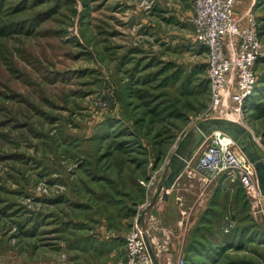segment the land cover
Instances as JSON below:
<instances>
[{
    "label": "rangeland",
    "instance_id": "1",
    "mask_svg": "<svg viewBox=\"0 0 264 264\" xmlns=\"http://www.w3.org/2000/svg\"><path fill=\"white\" fill-rule=\"evenodd\" d=\"M192 4L0 0V264L115 263L149 199L146 224L161 226L163 238L170 231L178 249L154 253L157 264H186L198 228L234 242L211 264H264V196L238 181L204 187L185 176L168 203L157 181L141 183L154 173L166 179L193 128L217 114ZM236 13L254 16L264 40V0H237ZM256 70L262 94L248 100L243 121L264 150V60ZM109 120L120 124L96 138ZM107 229L117 236L113 256L98 246ZM86 234L92 244L81 248Z\"/></svg>",
    "mask_w": 264,
    "mask_h": 264
},
{
    "label": "built area",
    "instance_id": "2",
    "mask_svg": "<svg viewBox=\"0 0 264 264\" xmlns=\"http://www.w3.org/2000/svg\"><path fill=\"white\" fill-rule=\"evenodd\" d=\"M236 3L237 0H194V38L208 50L210 104L212 111L217 113L203 121L225 118L244 125L248 100L258 87L256 64L264 58V40L257 19L250 13L246 18L237 15ZM236 144L222 131L211 133L196 152L202 150L198 160L193 162V156L181 176L197 178L204 187L220 179L238 181L251 197H260L256 169L246 156L235 151ZM170 173L171 168L166 179H163L164 174L158 177L154 173L141 183L151 188L157 181L159 185L155 188L164 198L177 182L167 186ZM150 204L149 199L138 209L133 227L125 236V256L113 264H157L150 245L154 238L153 227L146 224L143 216ZM180 264H184L183 258Z\"/></svg>",
    "mask_w": 264,
    "mask_h": 264
},
{
    "label": "water",
    "instance_id": "3",
    "mask_svg": "<svg viewBox=\"0 0 264 264\" xmlns=\"http://www.w3.org/2000/svg\"><path fill=\"white\" fill-rule=\"evenodd\" d=\"M215 131H222L233 138L244 152L247 159L253 163L258 178L261 194L264 196V150L255 141L254 136L247 126L225 118L207 119L193 128L189 150L184 153L178 151L174 154L177 166L171 171L166 180L168 187L174 185L188 165V161L195 155L207 136ZM168 195L166 194V198Z\"/></svg>",
    "mask_w": 264,
    "mask_h": 264
},
{
    "label": "trees",
    "instance_id": "4",
    "mask_svg": "<svg viewBox=\"0 0 264 264\" xmlns=\"http://www.w3.org/2000/svg\"><path fill=\"white\" fill-rule=\"evenodd\" d=\"M261 32V29H260ZM264 59H261L259 62L263 61ZM259 62L256 64V66L259 64ZM206 83H208V89H209V80L206 78ZM261 82V80H258V84ZM260 90L258 88V93L257 95L255 94L252 98L254 99L256 96L260 95ZM262 94V93H261ZM250 103V100H249ZM110 122V123H109ZM107 125H105L104 129L101 130L100 132L96 133V138H103V137H108L111 136L113 130H115L116 126L120 124V122H116V125L113 126L111 123L112 121L109 120ZM123 132L122 130L119 131V133ZM120 148L123 147L122 144L119 145ZM103 179V178H101ZM107 179V177H106ZM202 228H198L196 231L198 232L199 236H196V238H193L191 240V243L187 245L186 247V264H211L210 262L212 259L215 257L216 254L219 252L225 251L228 245L233 242L231 241L230 236L223 235V231L215 230V229H207L203 228V230H200ZM214 230V231H213ZM233 236V235H232ZM234 243V242H233ZM222 253V252H221ZM200 256V257H198ZM202 257V258H201ZM217 260V259H216ZM212 261V262H215Z\"/></svg>",
    "mask_w": 264,
    "mask_h": 264
},
{
    "label": "crops",
    "instance_id": "5",
    "mask_svg": "<svg viewBox=\"0 0 264 264\" xmlns=\"http://www.w3.org/2000/svg\"><path fill=\"white\" fill-rule=\"evenodd\" d=\"M177 14L179 16L181 15L179 13H177ZM187 14L191 16L190 20L192 21V17L194 15L193 4H192V8L189 11H187ZM176 166H177V162H176V164H175L174 167H176ZM185 176H187V175L184 174V175H182L177 180V182L175 183V186L176 187L177 186H180V185H185V184H182L181 183L182 181H184L183 179H185ZM189 179H190L189 181H191V178L190 177H189ZM191 186H193V185L188 183V185H186V189L193 190V188ZM167 199H165L166 202L168 201ZM168 203H169V201H168ZM161 231H162L161 226H160V228H157L156 231H154V238L152 239V242L150 244L151 245V250H152L153 254L154 253H162L163 251H169L171 255H175L177 253V250L178 249H176V246H174L173 241L171 240L172 235H171V233H169L170 231L165 230V234H169L168 235L169 237H167V238H163V236L161 237V234H160ZM166 231H168V233ZM105 233L107 235L106 236L107 239L106 240H103L104 243H101V245L99 244L98 246H101L100 247V250H103V252L107 253L110 256H113L114 254H116V251L119 248L118 245H116L115 243H112L113 240H114V238H117V236H114L115 233L112 234V231H109L108 229H107V231H105ZM91 235L92 234H86L85 235V239L83 240L84 244H83V246L81 248L88 247L87 246L88 244H92V243H89V242H92V241H89V240H92L91 238H89ZM177 238H180L181 239V237H177ZM169 239L171 241L169 242L168 245H165V243L168 242ZM87 241H89V242H87ZM94 244H95V242H94ZM90 247H92V246L90 245ZM93 248H96V247H93ZM185 251H186V249H185ZM180 254H181V252H180ZM113 263H114L113 261H110L107 264H113Z\"/></svg>",
    "mask_w": 264,
    "mask_h": 264
},
{
    "label": "flooded vegetation",
    "instance_id": "6",
    "mask_svg": "<svg viewBox=\"0 0 264 264\" xmlns=\"http://www.w3.org/2000/svg\"><path fill=\"white\" fill-rule=\"evenodd\" d=\"M187 147H188V144H187ZM189 150V149H188Z\"/></svg>",
    "mask_w": 264,
    "mask_h": 264
},
{
    "label": "bare ground",
    "instance_id": "7",
    "mask_svg": "<svg viewBox=\"0 0 264 264\" xmlns=\"http://www.w3.org/2000/svg\"><path fill=\"white\" fill-rule=\"evenodd\" d=\"M217 187V186H216Z\"/></svg>",
    "mask_w": 264,
    "mask_h": 264
}]
</instances>
